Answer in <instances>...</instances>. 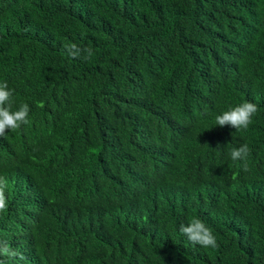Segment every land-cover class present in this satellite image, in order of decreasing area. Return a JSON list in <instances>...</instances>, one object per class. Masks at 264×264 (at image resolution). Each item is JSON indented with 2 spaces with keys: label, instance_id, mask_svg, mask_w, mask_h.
<instances>
[{
  "label": "trees",
  "instance_id": "obj_1",
  "mask_svg": "<svg viewBox=\"0 0 264 264\" xmlns=\"http://www.w3.org/2000/svg\"><path fill=\"white\" fill-rule=\"evenodd\" d=\"M4 82L30 107L0 137L4 264H264V0H0Z\"/></svg>",
  "mask_w": 264,
  "mask_h": 264
},
{
  "label": "clouds",
  "instance_id": "obj_2",
  "mask_svg": "<svg viewBox=\"0 0 264 264\" xmlns=\"http://www.w3.org/2000/svg\"><path fill=\"white\" fill-rule=\"evenodd\" d=\"M64 48L66 55L70 58H79L82 53L85 58H88L93 54L92 49H81L75 43L65 44ZM11 108L12 90L9 89L6 82L0 83V137L5 136L8 130H16L22 125L30 123V107L27 103L21 104L16 111H12ZM257 111L258 107L256 104L245 101L236 107L229 108L227 111L222 112V114L216 115L215 126H229L236 131L247 129ZM249 153V146L247 143H244L237 148H233L229 156L233 161L244 162L242 168L244 171H247L246 160ZM6 187L7 181L3 177H0V211H4L7 208ZM179 231L193 245H199L204 248H215L218 246L212 229L199 218H193L188 224L181 225ZM17 255L18 253L10 249L7 244L0 246V256L11 259ZM0 264H4V261L0 260Z\"/></svg>",
  "mask_w": 264,
  "mask_h": 264
}]
</instances>
